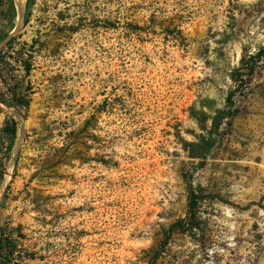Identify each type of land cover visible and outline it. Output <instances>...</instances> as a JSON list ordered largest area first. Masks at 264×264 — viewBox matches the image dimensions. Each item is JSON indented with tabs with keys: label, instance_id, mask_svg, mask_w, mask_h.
<instances>
[{
	"label": "rangeland",
	"instance_id": "374dc122",
	"mask_svg": "<svg viewBox=\"0 0 264 264\" xmlns=\"http://www.w3.org/2000/svg\"><path fill=\"white\" fill-rule=\"evenodd\" d=\"M17 9L0 0V53L14 37L16 51L39 42L29 109L0 102V133L18 123L0 225L26 236L20 264H264V0ZM247 61L231 125L193 159ZM0 74L23 71L7 59ZM189 186L205 196L194 235L175 228Z\"/></svg>",
	"mask_w": 264,
	"mask_h": 264
},
{
	"label": "trees",
	"instance_id": "16d2710c",
	"mask_svg": "<svg viewBox=\"0 0 264 264\" xmlns=\"http://www.w3.org/2000/svg\"><path fill=\"white\" fill-rule=\"evenodd\" d=\"M16 41V37L9 40L7 47L0 53V61L6 63L7 59H13L19 65V68L22 69L23 76L21 79H15L8 78V74H0V82L3 85L0 102L10 107L28 110L31 103V95L33 94L30 76L34 69L35 49L39 42L34 40L31 45L23 44L16 51L14 47ZM261 55H264V49L256 57L261 58ZM255 67L249 61L243 62L241 67L232 73L231 79L236 85L235 89L228 95L226 108L216 112L212 118V129L208 132L209 136H200L197 142L190 145V155L193 159L205 161L207 154L216 145L218 140L216 135L221 127L231 125L230 119L236 113L234 98L237 93L247 87L245 78L254 75ZM17 132V121L10 119L5 123L0 133V181L5 174V161L9 158ZM203 191L202 188L196 190L189 186L187 216L175 224V228L179 232L194 235L198 231L197 211L205 199ZM24 239H26V236L22 233L21 227L9 229L0 225V264H20L27 258L23 248L20 246L21 240L23 241ZM16 261H19V263H16Z\"/></svg>",
	"mask_w": 264,
	"mask_h": 264
},
{
	"label": "bare ground",
	"instance_id": "6f19581e",
	"mask_svg": "<svg viewBox=\"0 0 264 264\" xmlns=\"http://www.w3.org/2000/svg\"><path fill=\"white\" fill-rule=\"evenodd\" d=\"M25 1H26V0H15V2H16V7L18 8V9H17L18 14H19V11H20V17L22 16V13H23V10H24ZM18 10H19V11H18ZM21 25H22V24H21Z\"/></svg>",
	"mask_w": 264,
	"mask_h": 264
}]
</instances>
